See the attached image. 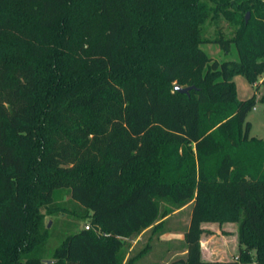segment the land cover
<instances>
[{
    "label": "trees",
    "instance_id": "obj_1",
    "mask_svg": "<svg viewBox=\"0 0 264 264\" xmlns=\"http://www.w3.org/2000/svg\"><path fill=\"white\" fill-rule=\"evenodd\" d=\"M246 10L235 37L202 35ZM262 73L264 0H0V264H136L151 245L128 240L191 202L179 262L264 264V140L233 82ZM206 221L237 222L238 259L202 260Z\"/></svg>",
    "mask_w": 264,
    "mask_h": 264
},
{
    "label": "rangeland",
    "instance_id": "obj_2",
    "mask_svg": "<svg viewBox=\"0 0 264 264\" xmlns=\"http://www.w3.org/2000/svg\"><path fill=\"white\" fill-rule=\"evenodd\" d=\"M238 21L229 20L222 14H219L216 18L208 19L201 28L202 35L210 40L215 38H233L236 35L237 30L240 28L239 19H245L246 15H248V21L253 20V15L250 10L244 11L242 15L235 14ZM202 48L211 56L212 60L221 62L223 60H238V55L236 52V48L234 44H231L229 51H224L220 48L217 43H207L202 46ZM235 94L238 99L244 100L248 99L253 94H255L256 102L254 108H251L248 113L246 120L250 122V137H255L261 140H264V103L261 98L264 96V73L258 75V79L254 84H251L247 81L245 76L243 75H235L233 77ZM173 145L159 144L157 150V157L162 158V160L169 161L172 163H176V156L173 153L174 151ZM181 152V151H180ZM156 157V158H157ZM150 167V164L147 165ZM66 192L58 191L55 194V199L57 201L67 199V195H64ZM182 210L177 213H172L170 218H168L164 223L161 229L153 232L152 229H148L144 232L140 239L134 244L136 238L132 240H128L130 247L127 249V255L133 256L141 251L147 244L155 243V236L157 233L166 230L167 228L176 229L178 232H182L186 229L187 223L189 222V216L192 209V202L186 204L181 208ZM72 218V216L68 215V213H57L52 216H46L45 221L49 226H53L55 229L62 227V222L65 219ZM88 219L81 220L77 229L84 228L85 225L89 224ZM209 223V221H206ZM224 223H236L237 222H224ZM202 234L207 230L206 227L202 228ZM141 232V233H142ZM201 234V236H202ZM221 235L226 237L225 244L229 245L230 249L233 248L234 241L231 230L228 228L225 231L220 232ZM218 235V236H221ZM58 241L51 237L48 241V255L50 256L57 246ZM133 245V247H131ZM131 248V249H130ZM159 249H154L151 252L144 254L140 259L136 261V264H149L150 261L154 260L156 257L160 256L158 253ZM229 257V256H228Z\"/></svg>",
    "mask_w": 264,
    "mask_h": 264
},
{
    "label": "crops",
    "instance_id": "obj_3",
    "mask_svg": "<svg viewBox=\"0 0 264 264\" xmlns=\"http://www.w3.org/2000/svg\"><path fill=\"white\" fill-rule=\"evenodd\" d=\"M182 209H178L172 213H177ZM172 213L166 216L163 220L165 222ZM190 217V216H189ZM188 225V223H187ZM201 227H206V231L200 237L201 258L204 261H224L232 260L233 256L238 254V238H237V224L236 223H217V222H202ZM187 228V227H186ZM230 229L233 236L234 244L230 249L229 245L225 244L226 237L220 232ZM150 228H147L148 230ZM144 230V232L146 231ZM186 230V229H185ZM184 231L178 232L176 229L167 228L155 236V243L151 245L149 252L159 249V255L149 264H183L179 260L184 259L186 255L184 243ZM140 233L135 239L134 244L140 239ZM221 235V236H218ZM133 247V245H131ZM131 249V248H130ZM145 253V254H147ZM229 256V257H228ZM143 258V257H142Z\"/></svg>",
    "mask_w": 264,
    "mask_h": 264
},
{
    "label": "water",
    "instance_id": "obj_4",
    "mask_svg": "<svg viewBox=\"0 0 264 264\" xmlns=\"http://www.w3.org/2000/svg\"><path fill=\"white\" fill-rule=\"evenodd\" d=\"M248 20V15H246L245 17V22ZM192 87H179V86H175V90L179 91L180 93H187L189 89H191ZM54 260L52 259H48L45 260V264H51Z\"/></svg>",
    "mask_w": 264,
    "mask_h": 264
},
{
    "label": "built area",
    "instance_id": "obj_5",
    "mask_svg": "<svg viewBox=\"0 0 264 264\" xmlns=\"http://www.w3.org/2000/svg\"><path fill=\"white\" fill-rule=\"evenodd\" d=\"M254 108V107H253ZM85 229H88L89 228V224H87V225H85V227H84ZM233 260H236V259H238V256L237 255H235V256H233V258H232Z\"/></svg>",
    "mask_w": 264,
    "mask_h": 264
}]
</instances>
